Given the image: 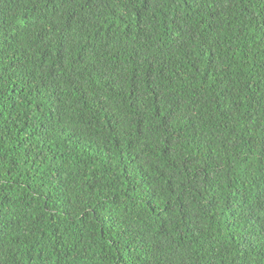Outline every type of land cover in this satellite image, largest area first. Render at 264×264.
I'll return each instance as SVG.
<instances>
[{"label": "trees", "instance_id": "obj_1", "mask_svg": "<svg viewBox=\"0 0 264 264\" xmlns=\"http://www.w3.org/2000/svg\"><path fill=\"white\" fill-rule=\"evenodd\" d=\"M0 264H264V0H0Z\"/></svg>", "mask_w": 264, "mask_h": 264}]
</instances>
